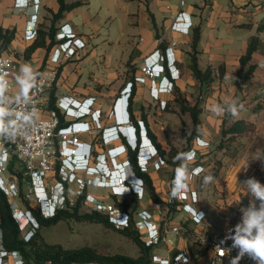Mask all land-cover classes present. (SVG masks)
Returning a JSON list of instances; mask_svg holds the SVG:
<instances>
[{
  "label": "crops",
  "instance_id": "0c3cea01",
  "mask_svg": "<svg viewBox=\"0 0 264 264\" xmlns=\"http://www.w3.org/2000/svg\"><path fill=\"white\" fill-rule=\"evenodd\" d=\"M65 1L67 3L78 2V5L66 10L63 17L56 21V39L60 26L69 23L74 31L86 41L87 45L79 50L73 58L62 60L59 63L60 72L55 86L56 97L74 96L80 99L94 97L96 99L94 108L101 110L105 121L104 125L111 126L117 123L118 118L115 117V114L110 116L115 101L122 94L126 84L134 79L132 85L134 93L129 97L128 103L130 123L137 125L142 120L147 136L151 137L146 128L148 126L155 135L154 140L160 143L163 148L177 147L173 135L185 120L184 117L191 116L189 112H178L180 105L174 98L180 93L185 96L186 93L193 94L195 91H198L202 98H209L215 94L223 95L221 90L212 92V88L215 87V84L223 82L224 79L235 77L240 67V56L247 51L251 36L259 34L264 40V32L258 33L257 30L258 24L264 19V0ZM30 4L26 7H17L15 0H0V27L15 31V38L9 49L18 55L19 75L20 69L24 65H28L33 69L36 77L47 65L54 46H52L47 63L43 68L41 67L46 55V48L40 47L30 58H26L24 51L32 43V40L25 38L26 25L28 21L35 20L38 24V32L49 29L53 15L59 10L60 5L58 0H39L36 9L30 7ZM186 16L189 23L185 21ZM197 27H201L202 30L198 45L199 66L202 69L211 66L214 70V80L208 85L201 84L194 77L190 68L191 44L194 30ZM34 58H38L36 64L33 63ZM253 59H255L254 56ZM252 62L258 64L257 70L260 62L253 60ZM145 64H164L168 77L179 91L174 90L173 93L163 94L159 97V93L150 88L149 82H137L135 75H142L141 67ZM220 64L226 66V73L222 79L218 77ZM256 70L247 79L248 81L251 82L252 78L256 76ZM12 91V99L24 95L16 78L13 80ZM122 99L125 100V98ZM164 99L167 101L164 102ZM171 102L174 104L173 110L168 109L171 108ZM201 107L202 127L206 125L205 123L213 124L214 120L207 111L209 102L204 101ZM120 123L126 125V122ZM201 129L197 130L196 137L209 140L207 135L203 132L201 134ZM95 132L85 133L82 136L86 141L95 142L94 153H98L105 150V142L100 140L101 132L98 137H95ZM137 133L139 135V128ZM140 142L139 139L138 145ZM156 142L154 143L156 144ZM123 143L126 146L121 147L119 160L128 158L129 149L132 150L126 143V137L122 133H118L109 138V144H107L110 148ZM193 143L195 144V140ZM196 149L200 160L192 164L190 169L197 164L204 165L205 158L201 157H204L207 147ZM166 158H168V154L163 156L164 160ZM162 160L159 162L154 158L150 169L144 171L150 174L156 190L165 199L163 192H166L168 187L170 188L175 171L164 160L162 163ZM206 174L203 172L201 175L195 176L191 180L190 186L200 191V201L196 207L205 213L203 228L209 234L214 235L206 225L212 224L211 222L214 221L212 215L216 212H227L232 196L229 193V186L224 189L225 191L222 189L221 192L219 191L220 186H223L218 185V177L215 176L209 193H207L208 201L203 200L205 193L198 190L195 181H203ZM82 176L86 179L91 178L90 174H84V172ZM89 187L90 184L87 185V188ZM139 202L141 204L143 201ZM144 204L146 205V203ZM188 217V213L179 212L178 218L186 219ZM174 220H176V216ZM186 240L185 236H181L178 247L188 245Z\"/></svg>",
  "mask_w": 264,
  "mask_h": 264
},
{
  "label": "built area",
  "instance_id": "2783aa9c",
  "mask_svg": "<svg viewBox=\"0 0 264 264\" xmlns=\"http://www.w3.org/2000/svg\"><path fill=\"white\" fill-rule=\"evenodd\" d=\"M29 3H31L30 7L36 9L39 0H15L17 7H26ZM185 21L190 22L187 16ZM37 33V21H28L25 38L33 40ZM57 40L47 65L36 76V86L27 93V96L15 97L9 103L6 98L12 91L13 80L19 75L20 62L16 52L0 51V72L6 80V90L0 96V106L8 113L4 122V134L0 136V189L7 196L13 217L24 232L26 241L30 240L40 227L34 210L43 217H51L54 214L52 204L63 206L67 200L76 201L88 184L103 188L110 185L108 180H115L111 186L115 196L130 193L133 197L142 199L145 195L146 182L137 174L134 191L130 189L127 182L129 177L127 167L130 165L133 169V165L129 158L119 160L122 145H114L94 153L95 142L86 141L82 136L96 131L95 137H98L101 132L100 140L105 142L104 145L109 144V138L119 132L131 139L134 137V141L137 139V127L130 123L128 112L133 82L129 81L123 88L122 94L116 99L110 116L115 114L118 118L117 123L111 126L104 125L101 110L94 108L96 104L94 97L80 99L74 96H61L56 99L57 109L50 108L49 102L58 79L59 63L73 58L87 45L69 23L60 26ZM141 72L142 75H135V80L141 83L149 82L150 88L158 92L159 97L174 92V82L168 77L164 64H145L141 67ZM60 114L65 121H68L67 124L61 125ZM26 116H31V119L24 123ZM120 122H126V125ZM139 125L144 131L141 130L142 141L138 147V158L140 168L146 170L154 158L162 157L159 151L154 156V146L147 136L144 122L141 120ZM196 140L199 146L209 145V142L201 137H197ZM189 152L194 153L193 161H195L198 150L192 147L185 153ZM11 161L15 162L16 167L24 170L23 180L24 176L29 178L31 188L25 192L23 200L30 206L23 207L19 201L22 198L21 181L10 169ZM110 165H113V168ZM195 169L202 171L194 173L193 177L200 175L205 167L197 164L191 170ZM79 172L94 175V178L85 180L79 176ZM51 173L57 176L54 182L50 178ZM70 181L75 183L74 186L68 185ZM169 192L168 198H163L167 206L153 201L152 209L140 213L139 218H136L137 211L133 215L135 227L140 230L142 239L152 247L150 264H231L238 250L231 248V240L221 243L224 237L211 235L203 228L205 213L196 207L199 202L198 191L190 186L189 190L178 198L171 196V188ZM176 201L181 202L182 210L189 214L188 218L174 220L169 204ZM84 202L92 209L107 212L110 220L117 227L122 228L130 224L131 215L119 207L94 200L89 195L85 197ZM200 214H203V219H200ZM241 216L242 213L238 221L241 220ZM181 236L186 237L188 245L178 247ZM217 246L225 251L216 250ZM228 249L231 250L226 251ZM0 264H37L28 261L20 250L5 246L1 216ZM45 264H50V261H46ZM71 264L101 263L88 261ZM239 264H255V262L245 256Z\"/></svg>",
  "mask_w": 264,
  "mask_h": 264
},
{
  "label": "rangeland",
  "instance_id": "374dc122",
  "mask_svg": "<svg viewBox=\"0 0 264 264\" xmlns=\"http://www.w3.org/2000/svg\"><path fill=\"white\" fill-rule=\"evenodd\" d=\"M254 58L255 59H253V61H259L260 66L256 70V76L252 78L253 80H251V82L248 80L241 81V86L237 87L232 79H224L223 82L215 84V87L212 88V92L221 90L223 95L215 94L214 96L211 95L209 98H202L200 94H198V91H195L193 94L186 93L185 96L180 94L174 98L175 101L186 99L187 103L190 104H194L197 99L199 100L200 105L204 104V101L209 102V108H207V111H209L210 107L215 103H226L236 100L243 105V109L235 118L227 115L215 116L209 111L208 115L213 118L214 123H205L206 125H203V127L201 125L200 127L202 128L201 134L203 132L209 139L207 140L209 145L204 146V148L207 147V151L205 150L204 157H201L205 158L203 160V166L205 167L203 172H206V175L218 177V185L223 186H220V192L221 189L225 191L224 189L229 186V193L232 196L231 201L228 203L227 212H216L214 215H212L214 219V221L211 222L212 224L206 225L210 229L209 231L212 230L213 234L218 237H225L227 230L231 227H234L239 222L238 219L239 215L241 214L239 209L248 205L249 203V197L247 196L246 188L241 184L250 177H255L262 184H264V162L255 160L258 155L264 154V47H262L254 55ZM37 60L38 58H34L33 63L36 64ZM11 92L6 98L8 103L12 100ZM172 103L173 102H171V108L167 107L169 110L174 109V104ZM225 117H227L225 122V126L227 127L235 119L240 117L245 118L247 121L253 122L254 127L250 131L239 134L235 137H230V135L222 136V125ZM184 118L186 121H182L179 129H177L178 131L176 130V134L173 132V139H175L177 147L173 146V150L168 155V159L176 164H178V161L173 158H176L178 154L185 153L192 147L203 148L197 144L196 135L192 138V141L187 140V136L192 131L193 122L191 116L189 115ZM194 140L195 144L193 143ZM104 147L105 149L108 148L107 145ZM198 158L199 156L189 165V167H191L192 164L198 162V160H200ZM161 159H158V161L161 162ZM163 160L162 163H164V161L167 162L166 159L164 161ZM168 164L171 165L175 170V166L173 164ZM248 164V169L245 171V168ZM110 167L113 168V165H110ZM127 168L129 171L128 179L133 178L134 171L132 167L129 165ZM147 169H150V165ZM80 173L81 172H79V174ZM82 174L83 172L79 176L83 177ZM90 176L91 178H94V175L90 174ZM24 177L25 179L23 180L21 186L22 198L21 200L19 199L23 207L26 205L30 206L29 203L23 199L25 192H28L31 188L29 178L27 176ZM50 178L54 182L57 176L56 174L51 173ZM84 179L86 180V177H84ZM107 179H109V177H107ZM195 182L198 190H202L205 193L203 200L208 201L207 193H209L210 186H212L213 182L207 185H205L201 180H196ZM114 183L115 180H108V184L110 185L103 188L95 187L93 185H90V187L87 188L86 186V196L89 195L94 200H101L113 205L114 207H119L122 209L118 203L124 199L132 200L133 195L127 193L123 196H114L111 188L112 184ZM74 184L75 183L71 181L68 183V185L72 186ZM144 186L145 195L142 199L138 198V202L143 201L146 203V205L143 202L141 204L139 202L140 205L138 204L135 209L129 208L133 215L137 211L136 218H139L140 213L150 209L153 205V200L149 195L147 184L144 183ZM170 188L168 187L167 191L163 192V194H165V198H168ZM198 192L200 197V191ZM165 205L167 206L166 203ZM90 209L92 208L89 207V205L83 203L81 207L82 212L90 211ZM170 211L174 217L176 216L175 221L181 220V218H178V216L179 212L183 211L182 204H176L175 209ZM41 234L46 241L58 242L65 247L91 245L96 247L98 251L102 253L110 254L121 252L134 256L139 252V248L136 243H134L128 237L124 236L118 230L98 222L77 221L74 219L60 220L56 224L41 228Z\"/></svg>",
  "mask_w": 264,
  "mask_h": 264
},
{
  "label": "trees",
  "instance_id": "16d2710c",
  "mask_svg": "<svg viewBox=\"0 0 264 264\" xmlns=\"http://www.w3.org/2000/svg\"><path fill=\"white\" fill-rule=\"evenodd\" d=\"M59 10L54 13L52 24L47 30H40L36 37L32 40V43L25 49L24 56L30 58L32 54L40 47L46 48V55L43 61V66L47 63L48 54L58 40L56 39V21L63 17V14L66 10H70L78 5V2L67 3L65 0H58ZM258 33L264 32V19L258 24L257 27ZM201 27H197L194 30L193 39H192V56L190 62V68L193 71L194 77L201 84H209L214 80V70L211 66H208L205 69H202L199 66L198 62V45L201 37ZM15 38L14 29L0 27V51L10 50L9 47L12 41ZM264 47V40L259 34L253 35L249 39V44L247 51L240 56V67L235 74V84L237 87L241 86V81H246L249 77L255 72L258 64L252 62L254 53ZM40 68V70H41ZM225 64H220L218 67L219 78L222 79L226 73ZM60 72V70H59ZM59 76V74H58ZM134 83V79L131 80ZM174 90L179 91L178 87L174 85ZM134 93L131 92V95ZM179 93V92H178ZM181 94V93H180ZM130 95V96H131ZM56 93L55 88L51 93L49 107L57 109L56 106ZM264 99V97H263ZM180 105L179 113L189 112L193 119V128L191 133L187 136V140L191 141L192 138L197 133V130L201 125L200 115L202 113V107L199 100L194 104L187 103L186 99L178 100ZM59 111V109H58ZM61 125H65L68 121L64 120L63 115L60 114ZM227 117H225L222 125V136L230 135V137H235L239 134L246 133L250 131L254 124L251 121H247L245 118L235 119L228 127L225 126ZM139 128V123H137ZM148 134L154 140L155 135L151 129L147 126ZM154 142H156L154 140ZM159 152L163 158L165 154H170L173 150V147L163 148L160 143H157ZM138 148L135 150L129 149V160L133 165V169L137 175L144 179L147 184L148 192L151 199L154 202L162 203L165 205V200L161 197L160 193L156 190L155 185L150 174L142 170L137 162ZM264 155V154H263ZM169 158V157H168ZM166 158L168 163H171L177 167L176 163L170 161ZM15 162L11 161L10 169L16 173L21 181V186L23 182L24 170L22 168L16 167ZM115 196V195H114ZM86 197V190L78 197L76 201L67 200L66 204L60 206L56 209L55 214L51 217H43L41 214L34 210V214L37 216L40 227L33 234L30 240L26 241L24 238V232L20 229L18 222L15 220L12 214L11 205L7 199L5 193L0 189V216L1 224L4 232V244L9 249L20 250L26 259L32 263L45 264L46 261H50V264H71L75 262H88L95 261L101 264H150L152 259V247L147 245L141 237L140 230L135 227V220L133 217L132 211L129 208L135 209L139 202L137 196H134L132 200L124 199L118 204L122 207L123 210L129 212L131 215L130 224L126 227H117L110 220V217L107 212L99 209H90V211H81ZM176 204H181V202L176 201L169 204L170 210L175 209ZM77 220V221H88V222H98L102 223L108 227H112L124 236L132 240L139 248L137 255H130L126 253L116 252V253H102L98 249L91 245H83L79 247H65L58 242H48L46 241L42 234L41 228L45 226H50L56 224L60 220Z\"/></svg>",
  "mask_w": 264,
  "mask_h": 264
},
{
  "label": "clouds",
  "instance_id": "9594fccd",
  "mask_svg": "<svg viewBox=\"0 0 264 264\" xmlns=\"http://www.w3.org/2000/svg\"><path fill=\"white\" fill-rule=\"evenodd\" d=\"M29 1V0H28ZM17 82L20 85L21 91L27 96V93L36 86V77L33 69L24 65L20 69V75L17 76ZM235 81V77H231ZM6 90V80L2 72H0V96L3 95ZM243 109V105L239 101L233 100L226 103H215L209 111L215 116H231L237 117L240 111ZM8 115L7 111L0 106V136L4 134L5 117ZM31 119V116L24 118V123H27ZM19 122V121H18ZM10 124V122H8ZM138 129V126H136ZM141 126L139 125V135L136 132V140L134 141L130 137H127L122 132V135L126 137V143L132 148L137 149L138 140L142 141ZM152 145L154 146V156L157 155L159 149L153 140L148 136ZM122 146H126L125 143ZM178 161L175 168L174 178L171 181V196L178 198L187 192L190 188V182L193 179L194 173L202 171L201 169L191 170L189 165L194 160V153H180L175 158ZM255 160L264 162V155H258ZM137 162L139 167L141 166L137 154ZM249 164L246 166L245 171L248 169ZM135 172V171H134ZM134 177L127 180L131 191H134V180L137 179L136 173H133ZM214 177L212 175H206L203 178L205 185L212 183ZM241 185L246 188L247 196L249 197V203L246 206L241 207L239 210L242 213L241 220L234 226L227 230V234L221 243H226L228 240L232 241L231 248L237 249V256L232 258L231 264H239V261L247 256L249 259L255 262V264H264V184H262L255 177L246 179ZM60 205L52 204L51 208L54 210ZM53 214V215H54ZM52 215V216H53ZM200 219H203V214H200ZM225 251V249L217 246L216 250ZM228 249L226 251H230Z\"/></svg>",
  "mask_w": 264,
  "mask_h": 264
}]
</instances>
